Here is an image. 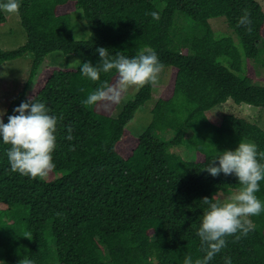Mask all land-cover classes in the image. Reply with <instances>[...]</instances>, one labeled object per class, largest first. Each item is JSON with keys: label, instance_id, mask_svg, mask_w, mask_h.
I'll return each instance as SVG.
<instances>
[{"label": "trees", "instance_id": "1", "mask_svg": "<svg viewBox=\"0 0 264 264\" xmlns=\"http://www.w3.org/2000/svg\"><path fill=\"white\" fill-rule=\"evenodd\" d=\"M77 10L87 27L80 39L72 23ZM245 13L247 26L238 23ZM16 14L26 41L0 49V66L27 54L32 60L6 110L13 114L22 100L43 101L58 118L57 140L55 167L35 179L12 172L9 146L0 144L2 264H183L185 256L200 258L201 198L240 187L234 175L212 176L203 167L216 151L240 141L254 143L264 163L260 126L234 114L215 123L206 114L228 99L264 108V80L255 81L257 70L264 79V11L258 1L21 0ZM216 17L226 19L241 48L226 33L214 32L209 20ZM98 46L113 56H132L148 46L161 70L170 69L152 118L137 136L126 125L151 99L154 82L141 86L114 115L124 96L115 70L102 72L97 81L57 65L39 72L53 52L78 53L96 64ZM97 88L106 95L85 103ZM175 148L190 151L191 159ZM259 183L256 196L264 201V180ZM251 220L254 229L238 239L227 236L209 264H224L225 256L232 264H264V212Z\"/></svg>", "mask_w": 264, "mask_h": 264}, {"label": "clouds", "instance_id": "2", "mask_svg": "<svg viewBox=\"0 0 264 264\" xmlns=\"http://www.w3.org/2000/svg\"><path fill=\"white\" fill-rule=\"evenodd\" d=\"M20 3L21 0H0V12L16 14ZM149 15L156 17L157 13L150 11ZM238 23L251 24L247 13L240 16ZM95 51L99 57L96 64L77 58L71 61L72 68L78 69L83 78L91 81L99 80L102 72L115 70L123 90L155 82L162 68L155 49L148 46L132 56L123 53L113 56L104 46H98ZM105 95L103 89L97 88L84 102L91 105ZM12 113L0 108V144L9 146L6 149L9 168L33 179L44 178L55 167L52 154L56 148L58 118L46 103L33 98L22 100L14 106ZM71 133L72 129L68 127L66 139L69 141L73 139ZM203 168L212 176L221 173L234 175L240 187L227 196L201 198L205 207L196 235L203 255L195 260L185 256L183 264H209L225 248L227 236L234 235L238 239L247 235L255 227L251 217L264 212V201L256 196L259 182L264 180V163L257 159L254 143L240 141L233 149L216 151L212 161ZM224 264H232L231 257L225 256Z\"/></svg>", "mask_w": 264, "mask_h": 264}, {"label": "rangeland", "instance_id": "3", "mask_svg": "<svg viewBox=\"0 0 264 264\" xmlns=\"http://www.w3.org/2000/svg\"><path fill=\"white\" fill-rule=\"evenodd\" d=\"M261 5L264 11V0H256ZM74 33L77 39L84 38L82 36L87 35V27L84 23V19L81 18L79 10L72 12ZM6 17V23L0 25V49L11 50L19 47L26 41V34L20 24V19L17 14H8L4 12ZM210 25L216 34L226 33L224 35L231 36L238 48H241L237 36L233 33L230 27L227 25L224 17H216L209 20ZM85 31V33H82ZM81 58L78 53L65 55L61 52H53L44 58L39 72L47 65H57L60 67L72 68L71 61ZM32 57L27 54L18 59L6 61L0 66V108L6 109L10 100L22 90L29 73ZM258 69V68H256ZM258 74L255 75L256 82H263L262 73L257 70ZM170 75V69L161 70L158 79L154 82L155 88L152 89L151 99L139 107L135 112L134 117L128 122L126 128L134 135H139L149 124L152 114L151 108L154 100L160 93V88L168 84ZM36 78L32 81L31 87L35 84ZM141 86L129 87L124 90V96L121 98L116 109L113 111L116 115L124 105V103L131 99L134 94L139 90ZM208 118L218 123L224 114H234L238 117L245 118L250 122L256 123L264 130V108L255 107L246 103L235 104L232 100L228 99L226 102L215 106L211 110L207 111ZM175 152L180 154L185 159H191L192 154L190 151L175 148ZM233 192V191H232ZM229 193L227 190L218 191L217 196H227ZM53 245V244H52ZM2 258L0 256V264H2Z\"/></svg>", "mask_w": 264, "mask_h": 264}]
</instances>
